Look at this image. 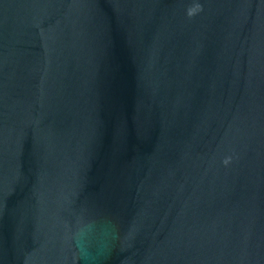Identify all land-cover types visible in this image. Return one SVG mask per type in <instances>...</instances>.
<instances>
[{
	"label": "water",
	"instance_id": "95a60500",
	"mask_svg": "<svg viewBox=\"0 0 264 264\" xmlns=\"http://www.w3.org/2000/svg\"><path fill=\"white\" fill-rule=\"evenodd\" d=\"M0 264H264V0H0Z\"/></svg>",
	"mask_w": 264,
	"mask_h": 264
}]
</instances>
